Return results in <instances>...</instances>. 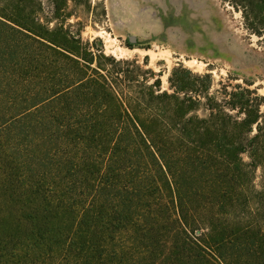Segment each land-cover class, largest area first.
<instances>
[{
    "label": "trees",
    "instance_id": "1",
    "mask_svg": "<svg viewBox=\"0 0 264 264\" xmlns=\"http://www.w3.org/2000/svg\"><path fill=\"white\" fill-rule=\"evenodd\" d=\"M224 1L264 41V0ZM42 11L0 0V264H264V97L164 91Z\"/></svg>",
    "mask_w": 264,
    "mask_h": 264
},
{
    "label": "rangeland",
    "instance_id": "2",
    "mask_svg": "<svg viewBox=\"0 0 264 264\" xmlns=\"http://www.w3.org/2000/svg\"><path fill=\"white\" fill-rule=\"evenodd\" d=\"M40 0L44 26H65L91 51L137 61L170 91L183 66L222 85L256 90L264 97V41L252 33L241 9L224 0ZM264 112V106L262 107Z\"/></svg>",
    "mask_w": 264,
    "mask_h": 264
}]
</instances>
